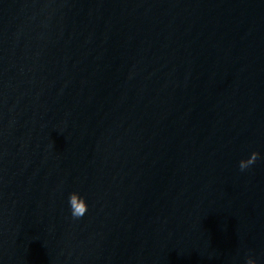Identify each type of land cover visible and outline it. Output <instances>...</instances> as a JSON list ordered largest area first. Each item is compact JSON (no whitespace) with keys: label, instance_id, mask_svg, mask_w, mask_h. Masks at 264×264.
<instances>
[{"label":"water","instance_id":"water-1","mask_svg":"<svg viewBox=\"0 0 264 264\" xmlns=\"http://www.w3.org/2000/svg\"><path fill=\"white\" fill-rule=\"evenodd\" d=\"M249 257L264 0H0V264Z\"/></svg>","mask_w":264,"mask_h":264},{"label":"clouds","instance_id":"clouds-1","mask_svg":"<svg viewBox=\"0 0 264 264\" xmlns=\"http://www.w3.org/2000/svg\"><path fill=\"white\" fill-rule=\"evenodd\" d=\"M258 159H260V153H253L250 159L240 161V170L242 172L248 170L251 166L256 164ZM68 205L73 219H82L89 212V206L86 199L81 196L78 192H73L69 195ZM246 264H257V260L252 257H249L247 259Z\"/></svg>","mask_w":264,"mask_h":264}]
</instances>
